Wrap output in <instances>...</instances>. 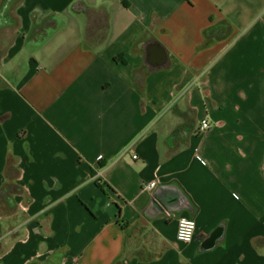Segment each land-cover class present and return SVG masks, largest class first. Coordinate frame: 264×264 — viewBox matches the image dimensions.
<instances>
[{
	"label": "crops",
	"instance_id": "1",
	"mask_svg": "<svg viewBox=\"0 0 264 264\" xmlns=\"http://www.w3.org/2000/svg\"><path fill=\"white\" fill-rule=\"evenodd\" d=\"M0 264H264V0H0Z\"/></svg>",
	"mask_w": 264,
	"mask_h": 264
},
{
	"label": "built area",
	"instance_id": "2",
	"mask_svg": "<svg viewBox=\"0 0 264 264\" xmlns=\"http://www.w3.org/2000/svg\"><path fill=\"white\" fill-rule=\"evenodd\" d=\"M210 128V125L207 121L202 120L199 124V132H205ZM100 158H97L99 160ZM133 159H136L134 156ZM155 187V183L151 182L143 186L145 190H152ZM195 235V222L192 219L188 218H179L177 221V228H176V240L181 243H191L194 239Z\"/></svg>",
	"mask_w": 264,
	"mask_h": 264
},
{
	"label": "water",
	"instance_id": "3",
	"mask_svg": "<svg viewBox=\"0 0 264 264\" xmlns=\"http://www.w3.org/2000/svg\"><path fill=\"white\" fill-rule=\"evenodd\" d=\"M157 58H158V54H157V52L152 51V52H151V60H153V59H157Z\"/></svg>",
	"mask_w": 264,
	"mask_h": 264
}]
</instances>
